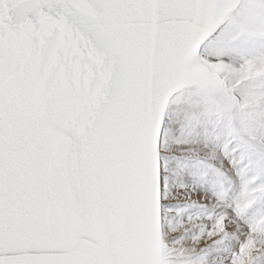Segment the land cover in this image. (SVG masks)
I'll use <instances>...</instances> for the list:
<instances>
[{"label": "snow or ice", "instance_id": "1", "mask_svg": "<svg viewBox=\"0 0 264 264\" xmlns=\"http://www.w3.org/2000/svg\"><path fill=\"white\" fill-rule=\"evenodd\" d=\"M0 264H264V0H0Z\"/></svg>", "mask_w": 264, "mask_h": 264}]
</instances>
